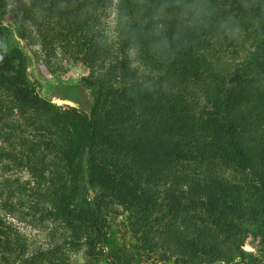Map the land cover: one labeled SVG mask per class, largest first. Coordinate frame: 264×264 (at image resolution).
I'll use <instances>...</instances> for the list:
<instances>
[{
    "label": "trees",
    "instance_id": "16d2710c",
    "mask_svg": "<svg viewBox=\"0 0 264 264\" xmlns=\"http://www.w3.org/2000/svg\"><path fill=\"white\" fill-rule=\"evenodd\" d=\"M8 5L19 37L33 27L47 53L88 68L92 101L85 112L42 96L0 21V169L30 174L6 179L10 198L17 187L31 219L60 234L51 227L53 242L31 249L0 214V264H71L81 250L109 261L106 197L134 238L109 264H140L155 249L173 264L232 258L246 235L238 222L264 213V0H0ZM210 205L216 228L198 216Z\"/></svg>",
    "mask_w": 264,
    "mask_h": 264
},
{
    "label": "rangeland",
    "instance_id": "374dc122",
    "mask_svg": "<svg viewBox=\"0 0 264 264\" xmlns=\"http://www.w3.org/2000/svg\"><path fill=\"white\" fill-rule=\"evenodd\" d=\"M12 7L8 5L7 11L0 10V21L11 29L19 47L22 49V55L13 58V62L18 68L26 71L28 78L35 83L38 92L42 96L49 98L56 104H69L89 112L92 97L90 91L81 86L82 78L89 74L88 68L82 62L76 61L63 53L61 49L55 55L47 53L33 27H31L33 34L30 33V29L26 28L28 31L26 39L19 37V30H23L24 23L17 20L13 12L9 11V8ZM114 23V14H111L108 18L110 31H113ZM25 26L30 25L25 23ZM94 161L88 154L85 155L83 160L85 183L91 198L98 196L101 192L99 185H91L89 177V173L94 168ZM262 166L264 167V163H262ZM251 177L255 186L261 188L262 181L260 178ZM16 178L23 183L31 180L30 174L25 169H13L9 172H3L0 169V214L12 221L26 235L31 249L44 248L53 242L49 233L50 228L52 227V230L56 232L57 237L60 236L59 230L52 223L42 227L43 224H40L39 221L31 219L27 214L28 208L21 203L26 195L16 186L15 193L17 197L13 195L10 198V188H13V184L8 185L6 179L15 180ZM11 202L14 204L12 209L10 207ZM105 202L109 224L102 248L103 252L109 255L110 261L113 260L114 254L122 253L125 249L130 248L131 244L134 243V238L129 230L127 214L122 206L111 197H106ZM218 211L213 205H210L206 210L198 211L202 225L216 228ZM257 217L256 219L238 222L241 226H239L241 232H246L241 244L231 246L234 254L232 258L214 264H264V213ZM137 258L140 264H173V257L169 256L168 252L164 253L159 249H155L151 253L142 252ZM70 260L71 264H109L106 259L97 261L84 255L83 250L71 253Z\"/></svg>",
    "mask_w": 264,
    "mask_h": 264
},
{
    "label": "clouds",
    "instance_id": "9594fccd",
    "mask_svg": "<svg viewBox=\"0 0 264 264\" xmlns=\"http://www.w3.org/2000/svg\"><path fill=\"white\" fill-rule=\"evenodd\" d=\"M3 59V56H0V60H2Z\"/></svg>",
    "mask_w": 264,
    "mask_h": 264
}]
</instances>
